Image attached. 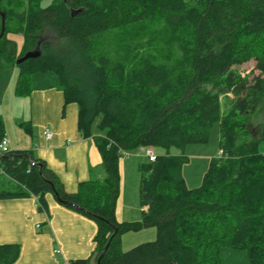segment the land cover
<instances>
[{
  "label": "trees",
  "instance_id": "1",
  "mask_svg": "<svg viewBox=\"0 0 264 264\" xmlns=\"http://www.w3.org/2000/svg\"><path fill=\"white\" fill-rule=\"evenodd\" d=\"M42 1L0 0V69H18L16 96L55 88L65 105L77 104L78 130L95 140L105 178L69 193L31 151H13L0 157V174L15 189L0 190V199L34 196L39 212H48L50 193L94 221L99 264H264V153L257 150L264 141V0ZM9 34L24 36L19 53ZM150 47L164 57L143 55ZM37 49V58L16 63ZM251 60L258 72L251 80L233 71ZM226 94L233 97L227 112ZM214 122L220 157L202 185L186 186V156L156 155L139 165L141 220L119 222L122 153L205 142ZM4 135L0 116V141ZM148 227L157 229L154 241L120 250L123 233ZM18 256V245H0V264Z\"/></svg>",
  "mask_w": 264,
  "mask_h": 264
},
{
  "label": "crops",
  "instance_id": "2",
  "mask_svg": "<svg viewBox=\"0 0 264 264\" xmlns=\"http://www.w3.org/2000/svg\"><path fill=\"white\" fill-rule=\"evenodd\" d=\"M8 39L16 43L19 53L24 39L16 34H9ZM17 76L15 66L0 69V116L10 152L31 151L59 176L69 193L76 192L81 182L103 180L95 140L82 137L78 130L77 104L65 105L63 92L55 88L16 96ZM45 130L51 131L50 138ZM45 200L48 212H39L34 196L0 199V245L19 246V256L12 264H71L81 259L96 264L95 222L60 205L50 193ZM116 218L131 220L121 213L118 202Z\"/></svg>",
  "mask_w": 264,
  "mask_h": 264
},
{
  "label": "rangeland",
  "instance_id": "3",
  "mask_svg": "<svg viewBox=\"0 0 264 264\" xmlns=\"http://www.w3.org/2000/svg\"><path fill=\"white\" fill-rule=\"evenodd\" d=\"M52 0H43L41 6L45 7ZM17 24L11 23V26ZM18 38L24 39L22 34H16ZM143 55H148L154 58H163L164 55L156 47H150L142 52ZM255 62L253 60L246 63L235 65L233 71L242 78L251 80L258 72H254ZM231 94L222 95L220 102L222 109L227 112L230 109L232 100ZM254 125L257 122L253 121ZM97 122L93 125V130L97 131ZM219 123L214 122L211 125L208 139L205 142L189 143L183 148L170 146L169 148L156 147L153 148L156 155H184L187 157V162L182 167V176L185 184L189 189L197 188L202 185L203 177L213 159L219 158ZM146 150L141 147H136L129 151H124L119 159L120 172V195L118 198V206L121 213L126 219H131L128 222L140 221L142 218V208L139 200V185L141 180V170L139 165L146 163L148 157ZM257 150L259 153H264V141L258 143ZM15 188L9 180L0 175V190H14ZM123 217V215H122ZM157 237L156 227L143 228L138 231H128L121 235L120 250L126 252L133 247L145 242L154 241Z\"/></svg>",
  "mask_w": 264,
  "mask_h": 264
},
{
  "label": "built area",
  "instance_id": "4",
  "mask_svg": "<svg viewBox=\"0 0 264 264\" xmlns=\"http://www.w3.org/2000/svg\"><path fill=\"white\" fill-rule=\"evenodd\" d=\"M45 135L47 138H50L52 136V133L50 130H45ZM8 153H10L9 141H8V138L4 135L0 141V157H2L5 154H8ZM146 155L150 161L154 162L156 160V154H155L153 148H147ZM219 155H220V153H219ZM0 173H3L1 166H0Z\"/></svg>",
  "mask_w": 264,
  "mask_h": 264
},
{
  "label": "water",
  "instance_id": "5",
  "mask_svg": "<svg viewBox=\"0 0 264 264\" xmlns=\"http://www.w3.org/2000/svg\"><path fill=\"white\" fill-rule=\"evenodd\" d=\"M0 24H1V27H0V39H1L4 36L5 30H6V14L4 12H1V11H0ZM39 55H40V52H39L38 49L35 50V51H29V52L25 53L24 56H22L21 58H19L16 61V63L19 64L21 62L26 61L27 59L37 58ZM66 204H69V203H66ZM99 260H100V257L97 260V263L96 264H99Z\"/></svg>",
  "mask_w": 264,
  "mask_h": 264
}]
</instances>
